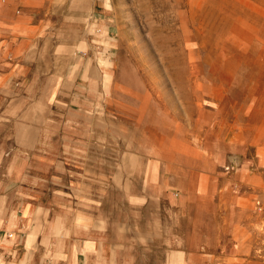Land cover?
<instances>
[{
	"label": "rangeland",
	"instance_id": "374dc122",
	"mask_svg": "<svg viewBox=\"0 0 264 264\" xmlns=\"http://www.w3.org/2000/svg\"><path fill=\"white\" fill-rule=\"evenodd\" d=\"M117 13L92 30L0 32V160L51 138L46 149L69 150L57 170L73 179L110 152L136 153L140 170L160 169L146 209L119 191L106 212L150 230L146 264L176 251L198 252V264H264V0H119ZM82 58L99 80L82 108L48 96ZM38 164L47 174L54 162ZM242 235L252 254L239 261Z\"/></svg>",
	"mask_w": 264,
	"mask_h": 264
},
{
	"label": "crops",
	"instance_id": "0c3cea01",
	"mask_svg": "<svg viewBox=\"0 0 264 264\" xmlns=\"http://www.w3.org/2000/svg\"><path fill=\"white\" fill-rule=\"evenodd\" d=\"M1 2L0 32L29 34L30 38L59 32L62 27L78 32L71 26L83 28L88 22L91 30L97 24L101 27L99 19L116 17L119 8V0ZM82 43L89 44V39ZM92 70L85 59H80L74 72L64 79L63 75L56 76L65 81L64 86L50 84L47 95L68 97L70 105L82 108L80 103L87 97V88L99 85ZM67 86L73 88L69 93ZM62 140L66 141V149L73 141L65 137ZM51 142V138L32 137L31 149L16 146L0 160V264H146V241L152 240L150 230L130 219L114 220L106 212L107 193L122 191L127 205L144 210L146 189L160 181L159 167L152 164L144 172L140 170L142 160L138 154L115 153L113 157L110 152L109 158L104 157L108 162L104 168L86 166L71 179L66 168L62 170L66 174L60 175L57 170L58 162L70 160L69 150H62L63 155L46 149ZM42 161L54 162L47 174L38 164ZM250 239L244 235L238 238L234 256L239 261L252 254L251 246L245 244ZM198 256L195 251H176L169 264H198Z\"/></svg>",
	"mask_w": 264,
	"mask_h": 264
},
{
	"label": "built area",
	"instance_id": "2783aa9c",
	"mask_svg": "<svg viewBox=\"0 0 264 264\" xmlns=\"http://www.w3.org/2000/svg\"><path fill=\"white\" fill-rule=\"evenodd\" d=\"M3 2H5V0H3ZM95 30H97V29H95ZM97 31L99 32V31H101V30H97ZM12 236H13V235L11 234L10 237H12Z\"/></svg>",
	"mask_w": 264,
	"mask_h": 264
}]
</instances>
